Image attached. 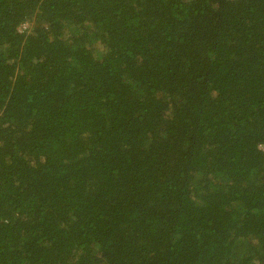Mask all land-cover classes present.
I'll return each mask as SVG.
<instances>
[{
	"label": "trees",
	"instance_id": "1",
	"mask_svg": "<svg viewBox=\"0 0 264 264\" xmlns=\"http://www.w3.org/2000/svg\"><path fill=\"white\" fill-rule=\"evenodd\" d=\"M0 264H264V0H0Z\"/></svg>",
	"mask_w": 264,
	"mask_h": 264
},
{
	"label": "rangeland",
	"instance_id": "2",
	"mask_svg": "<svg viewBox=\"0 0 264 264\" xmlns=\"http://www.w3.org/2000/svg\"><path fill=\"white\" fill-rule=\"evenodd\" d=\"M28 24H23L20 29L22 30L23 28H26Z\"/></svg>",
	"mask_w": 264,
	"mask_h": 264
}]
</instances>
